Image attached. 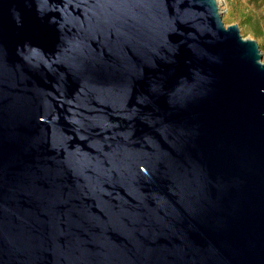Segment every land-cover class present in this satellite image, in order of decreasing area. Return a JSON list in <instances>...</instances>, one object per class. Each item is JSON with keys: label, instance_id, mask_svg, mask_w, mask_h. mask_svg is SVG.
Returning a JSON list of instances; mask_svg holds the SVG:
<instances>
[{"label": "water", "instance_id": "1", "mask_svg": "<svg viewBox=\"0 0 264 264\" xmlns=\"http://www.w3.org/2000/svg\"><path fill=\"white\" fill-rule=\"evenodd\" d=\"M0 264H264V55L218 0H0Z\"/></svg>", "mask_w": 264, "mask_h": 264}, {"label": "rangeland", "instance_id": "2", "mask_svg": "<svg viewBox=\"0 0 264 264\" xmlns=\"http://www.w3.org/2000/svg\"><path fill=\"white\" fill-rule=\"evenodd\" d=\"M226 26L239 25L245 38L255 39L264 55V38L257 36L260 28L264 31V1L218 0Z\"/></svg>", "mask_w": 264, "mask_h": 264}, {"label": "trees", "instance_id": "3", "mask_svg": "<svg viewBox=\"0 0 264 264\" xmlns=\"http://www.w3.org/2000/svg\"><path fill=\"white\" fill-rule=\"evenodd\" d=\"M256 1H264V0H256ZM257 36L264 38V31L261 28L259 32H257Z\"/></svg>", "mask_w": 264, "mask_h": 264}]
</instances>
